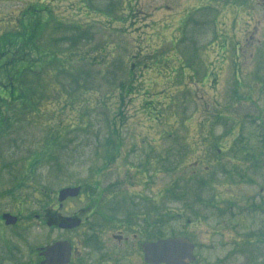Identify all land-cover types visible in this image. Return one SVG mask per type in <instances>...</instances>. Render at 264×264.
Returning <instances> with one entry per match:
<instances>
[{"label":"rangeland","instance_id":"rangeland-1","mask_svg":"<svg viewBox=\"0 0 264 264\" xmlns=\"http://www.w3.org/2000/svg\"><path fill=\"white\" fill-rule=\"evenodd\" d=\"M24 24L52 55L22 85L28 105L0 90V222L20 218L13 249L58 235L104 247L133 235L105 227L107 215H139L156 240L189 238L194 264H264V0H0V42L24 38ZM89 197L106 199L95 227L47 225Z\"/></svg>","mask_w":264,"mask_h":264},{"label":"flooded vegetation","instance_id":"flooded-vegetation-1","mask_svg":"<svg viewBox=\"0 0 264 264\" xmlns=\"http://www.w3.org/2000/svg\"><path fill=\"white\" fill-rule=\"evenodd\" d=\"M27 10L28 8L26 9V11ZM40 10L42 11V9L38 10L37 8H34V12H39ZM24 27L25 29H23V31H25L27 34L29 32L33 33V31H38V29L32 30V28L28 26L27 24H24ZM10 32L11 31H8V34ZM8 89L11 90V84L8 81L4 84L3 83L0 84V90H8ZM68 199L71 200L73 198H68ZM68 199H66L65 201H67ZM105 200L106 199H103L101 197H95V198L89 197L88 205L85 206V208L81 209L79 212H75L71 216H64L61 214L60 211H51L47 215H44V217L45 219L47 218L46 219L47 225H49L52 230H57V232H60V233L61 232L71 233V232L77 231L81 229L82 227H84L86 224H90L89 228L92 229L98 224L96 222L91 223L92 215L95 211L101 212L102 203H105L106 202ZM58 202H59V208H62L64 202L61 203L59 199H58ZM109 209L110 211L115 210L114 208H109ZM108 211L109 210L107 209V206L105 205L103 207V213H108ZM5 214L6 213H3L1 215L2 221L0 222V224L4 225L3 227L6 228L4 244H0V257L2 256L5 260L9 262L13 261L12 264H51L47 261L45 253L48 251V248L50 246L54 245L57 242H61V241H65L70 244V248H71L70 256H69V261L67 264H97V261H98V264H123L124 261H127V264H136L135 262H137V264H141V263L149 264L145 261L144 253H143L141 245L145 242L156 241L155 235H154L155 233L154 224L152 223V220H149L148 223L144 225V227H140L141 222L139 220L140 218L139 215L136 218H135L136 215H134L133 220H130L129 218H127L126 223L124 222L122 223V221L116 220L114 217L112 216L109 217L107 215L108 222L104 223L105 227H108V226L122 227V225L125 227H129L128 231H133L132 237H130L129 235L124 236L122 233L121 234L114 233L110 236L111 239H108L112 243L108 244L107 246L102 247L99 245L102 243L100 239L98 238L99 237L98 234H94V235L91 234L88 237L89 244H96L97 246L99 245L98 247H95V248L90 246L91 249L96 251L95 253H93L91 249L84 248L82 244L81 245L76 244L75 239L73 237L69 238L63 235L62 236L58 235L57 237L52 238L51 241H49L48 243L44 245H39L35 247V249H32V250L27 249V253L24 254L22 253V251H16L13 249L12 243L13 244L15 243L13 242L11 231L9 230L10 229L9 226L21 225L19 224L20 218L17 216L18 221L14 225H7L4 220ZM37 217H39V215H37ZM68 218H72V222H67ZM76 222L80 223L79 226L74 227V228L68 227V225H70L71 223H76ZM61 223H65L67 226L61 227L60 226ZM20 229L23 230V228H20ZM24 231L26 230L24 229ZM141 235H144L145 237H141ZM18 236L22 238V236H25V235L18 234ZM127 243L129 244H128V248L126 249L127 251L125 252L124 244H127ZM58 255L59 253L57 252V256ZM92 257L94 259H99V260H93Z\"/></svg>","mask_w":264,"mask_h":264},{"label":"water","instance_id":"water-1","mask_svg":"<svg viewBox=\"0 0 264 264\" xmlns=\"http://www.w3.org/2000/svg\"><path fill=\"white\" fill-rule=\"evenodd\" d=\"M80 187L64 188L59 192V201L63 202L68 197L78 196ZM6 224H15L17 217L11 214H5ZM67 222H72V218H68ZM79 222L71 223L69 228L79 226ZM66 227L65 223L60 224ZM145 254V260L150 264H192L196 260L194 254L195 244L187 237H171L158 239L155 242L142 244ZM70 244L65 241L57 242L48 248L45 253L47 261L51 264H67L70 256ZM57 252L59 255L57 256ZM57 256V257H56Z\"/></svg>","mask_w":264,"mask_h":264},{"label":"trees","instance_id":"trees-1","mask_svg":"<svg viewBox=\"0 0 264 264\" xmlns=\"http://www.w3.org/2000/svg\"><path fill=\"white\" fill-rule=\"evenodd\" d=\"M33 29H37V27L32 28V30ZM23 33L25 37L22 39H7L5 37L6 35L11 36V34L8 33L3 36L4 39L0 42V70L3 71L7 68L10 70V77L5 72L7 75V78L5 77V79H8V82L11 84L10 93L18 95V91H20L21 93L19 97H23V106H26L28 105V102L24 104L25 98L21 95L23 92H25L23 91L22 85L27 82V77L29 74L36 75L38 74L36 71H40L43 66L47 65V57L51 56L52 54H48L45 57L41 54L42 52L39 54L38 50L41 49L39 37L41 35L37 36L36 38L34 31L33 33L29 32L28 34L23 31Z\"/></svg>","mask_w":264,"mask_h":264}]
</instances>
